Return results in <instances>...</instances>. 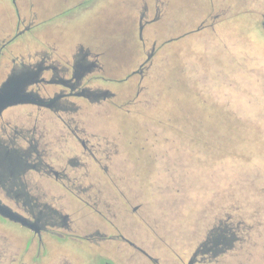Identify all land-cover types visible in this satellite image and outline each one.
Segmentation results:
<instances>
[{
	"label": "rangeland",
	"instance_id": "rangeland-1",
	"mask_svg": "<svg viewBox=\"0 0 264 264\" xmlns=\"http://www.w3.org/2000/svg\"><path fill=\"white\" fill-rule=\"evenodd\" d=\"M198 1L209 10L193 32L135 31L144 51L156 39L142 78L127 79L144 59L127 7L105 2L66 27V40L103 52L113 72L97 84L115 97L81 102L93 153L65 147L59 162L78 155L68 173L80 186L46 190L73 235L37 243L0 220V264H187L195 251L192 264H264V0Z\"/></svg>",
	"mask_w": 264,
	"mask_h": 264
},
{
	"label": "flooded vegetation",
	"instance_id": "flooded-vegetation-1",
	"mask_svg": "<svg viewBox=\"0 0 264 264\" xmlns=\"http://www.w3.org/2000/svg\"><path fill=\"white\" fill-rule=\"evenodd\" d=\"M105 2L111 5L109 0H0V88L10 81L7 99L22 101L0 112V203L26 218L32 228L1 215L0 220L21 225L37 243L53 229L73 235L69 215L52 206L61 203L59 197L47 196L46 190L57 187L72 191L80 186L76 175L68 173V168L80 166L78 155L67 157V165L59 162L65 147L76 151V146L83 156L93 153V146L81 137V102L100 104L115 97L97 84L108 81L106 75L113 72L111 67L106 70L103 52L84 41L69 42L63 34L78 16L93 8L103 9ZM61 4L65 6L58 11ZM124 4L133 7L135 3L125 0ZM142 8L138 9L135 31L139 27L144 38L145 29L150 28L151 37L158 36L156 23L164 17L161 9ZM133 34L144 59L127 79L133 75L142 78L156 50V39L144 51L146 40ZM19 84H24L22 90ZM208 250L212 254L218 251L206 247L202 252Z\"/></svg>",
	"mask_w": 264,
	"mask_h": 264
},
{
	"label": "crops",
	"instance_id": "crops-1",
	"mask_svg": "<svg viewBox=\"0 0 264 264\" xmlns=\"http://www.w3.org/2000/svg\"><path fill=\"white\" fill-rule=\"evenodd\" d=\"M109 1L111 2L112 6L122 7L123 5L127 7L128 10L126 11V20L129 21L130 28L133 29L134 33L138 9L143 7V5L147 6L148 8L158 6L162 11V17L164 15L168 16V18L165 20L166 18L163 17L158 23H156L159 25L157 34L159 37L161 32L163 33L164 31L169 30L172 32V34H169L167 39L176 37L178 34L183 35L189 31L193 32L195 29L192 28V24H189V22L195 17L199 19L202 18L205 14H208L209 10L208 2L203 4V1L198 0H196L194 3L193 0H133L135 3L133 7L124 4L125 0ZM255 14L258 15L257 13ZM261 15L264 16V13Z\"/></svg>",
	"mask_w": 264,
	"mask_h": 264
},
{
	"label": "water",
	"instance_id": "water-1",
	"mask_svg": "<svg viewBox=\"0 0 264 264\" xmlns=\"http://www.w3.org/2000/svg\"><path fill=\"white\" fill-rule=\"evenodd\" d=\"M196 30H198V28ZM10 84H11V82L7 81L0 88V112L2 111V109L4 107H6L7 105H9L11 103L22 102L21 99H17L16 101H12V100L7 99L10 95L8 92ZM24 84H22V85L19 84L21 90H22ZM0 215L9 219V220L14 221V222H19L21 225L28 226L29 228H32V225L28 224V221L26 220V218L21 217L20 215H18L17 213H15L9 207L5 206L2 203H0ZM105 264H115V263L110 262V261H106ZM187 264H192V262L190 263V261H188Z\"/></svg>",
	"mask_w": 264,
	"mask_h": 264
}]
</instances>
